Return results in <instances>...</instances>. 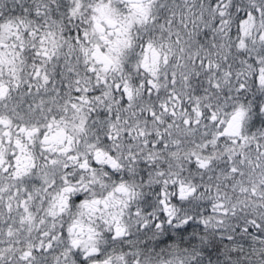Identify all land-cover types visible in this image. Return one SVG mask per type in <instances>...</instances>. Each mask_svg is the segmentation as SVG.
Returning <instances> with one entry per match:
<instances>
[{"label":"snow or ice","instance_id":"6c2138e0","mask_svg":"<svg viewBox=\"0 0 264 264\" xmlns=\"http://www.w3.org/2000/svg\"><path fill=\"white\" fill-rule=\"evenodd\" d=\"M0 264H264V0H0Z\"/></svg>","mask_w":264,"mask_h":264}]
</instances>
